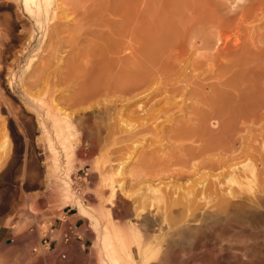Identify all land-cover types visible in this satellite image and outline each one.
Wrapping results in <instances>:
<instances>
[{"label": "rangeland", "instance_id": "374dc122", "mask_svg": "<svg viewBox=\"0 0 264 264\" xmlns=\"http://www.w3.org/2000/svg\"><path fill=\"white\" fill-rule=\"evenodd\" d=\"M48 7V16L37 17L23 0H0V260L94 264V223L80 209L105 218L102 180L119 164L113 177L123 190L111 215L120 230L136 229L127 239L135 261L133 238L146 243L153 231L140 219L153 212L149 186L193 189L201 181L214 191L232 162L252 157L256 177L239 181L245 195L264 187V0H50ZM148 80L155 82L149 91L136 89ZM158 87L160 95L146 100ZM44 108L72 121L89 108L101 147L75 123L80 139L70 150L49 147L39 130ZM127 122L141 133L126 134ZM68 226L73 234L64 243ZM250 231H183L175 248L218 264H264V239L249 241ZM229 238L255 256L211 254Z\"/></svg>", "mask_w": 264, "mask_h": 264}, {"label": "bare ground", "instance_id": "6f19581e", "mask_svg": "<svg viewBox=\"0 0 264 264\" xmlns=\"http://www.w3.org/2000/svg\"><path fill=\"white\" fill-rule=\"evenodd\" d=\"M23 1H24L25 9L27 10V12L29 14L36 15L37 17H39L40 15L42 16V14H44L45 17L48 16V14H49V10H48L49 7L48 6H49L50 0H23ZM49 17H50V15H49ZM52 17H50V18H52ZM216 39H218L217 42H220V44H224L225 40H226V38L222 39L221 37L216 38ZM192 76H194V75H192ZM150 80H148V81H150ZM157 82H156V84H157ZM151 84L153 85V84H155V82H153V80H152L150 82L144 83L142 86H138L137 88L134 86L133 87L136 89H142L143 88V90L145 89L144 91L146 92V89H147V91H149V89L151 88ZM157 89L159 90V87L156 88V91H154V90L152 91V89H151L152 92L147 94V96L145 97L146 100L149 99V101H151L150 98L154 97L157 94ZM163 89H165V87H163ZM160 91H158L159 94L156 96L160 95ZM118 97H119V95H118ZM218 97L219 96H217V98ZM139 98H141V97H139ZM154 98H152V99H154ZM122 99H123V96H122ZM168 100L171 101L172 99H168ZM207 100H209V98H207ZM227 101H228V99H227ZM120 102H122V101L120 100ZM220 102L225 103L226 101L220 100ZM170 103L172 104V102H170ZM216 103L219 105V102H216ZM174 104H176V102ZM218 105H216V106H218ZM121 106H122V104H121ZM169 106H170V104H169ZM174 106H176V105H173V107ZM220 106L223 107L224 104L223 105L220 104ZM141 107L143 108V106H141ZM89 108L88 109L85 108V111H84V109L83 110L81 109L82 113L79 112L78 116H76L73 113H70V114H73L77 117L74 119V121H72L71 118L69 119L68 116L57 114V113H54L53 111L45 110V108H44L45 111L43 113L45 115H42V117L39 116L41 118L39 120V130L41 131L44 142L49 147H52L54 144H56L62 150H70V148H72L73 144H74V141H73L74 137H76L78 140L80 139L79 136L74 134L72 131L73 123H75V125L77 124L81 130L87 131V133L89 134L88 139H90V142L94 146L99 147V145L102 143V139H103V138H101L99 128L101 130H102V128L100 127V124L97 123L98 121L97 122L96 121L91 122V120H90L91 114H89L86 111V110H90ZM167 110H168V108H167ZM167 110H166V112H168ZM169 110H170V108H169ZM150 111H152V110H150ZM61 112H62V109H61ZM65 113H67V112H65ZM147 113H149V112H147ZM67 114H69V113H67ZM73 115L72 116L70 115V116L73 117ZM97 115H100V114L96 113L92 116L95 117ZM117 115H116V117H117ZM150 117L151 116H149V118ZM167 120L169 121L170 119H166V122H167ZM119 122H121V121H119ZM119 122L117 121V122H115V124L116 123H117L116 125L122 124ZM143 122H141V123L143 124ZM123 123H125V122H123ZM46 124H50L51 127L48 129V127H46ZM213 124H214V122H213ZM122 125H124V124H122ZM203 125H205V124H203ZM107 126H109V125H107ZM127 126H128V122H127ZM127 126L126 125L124 126L126 128L125 130L122 128H120V129L125 131L126 134L134 131L133 127H129V126L127 127ZM144 126H146V125L144 124ZM121 127H123V126H121ZM155 127H157V124H155ZM150 128L152 129V126ZM149 129H148V131H149ZM109 130H110V127H109ZM112 130H114V129H112ZM159 130H157V131L159 132ZM161 130H162V128H161ZM140 131H142V130L139 129L138 133ZM154 131L155 130H153V132ZM162 132H164V131H162ZM138 133L131 134V136L136 135ZM154 134H155L154 136H157V137L159 135V134L156 135V133H154ZM105 135H106V133H105ZM157 137H155V138H157ZM158 138L159 139H157V142L159 143L160 141H158V140H160L161 138H160V136ZM135 144L137 145V143H135ZM100 147H101V145H100ZM160 147H161V145H160ZM162 147L164 149V146H162ZM201 149H200V151H201ZM263 150H264V147H263ZM198 151H196V153ZM205 151L206 150H204V152ZM179 152H181V151H179ZM202 152H203V150H202ZM202 152H199V153H202ZM188 154L186 153V155H188ZM203 154H199V155H203ZM179 155L182 156V153H180ZM243 158H244V156H243ZM249 158H252V157H248V159H246V157H245L244 161H241V162L237 161L238 163L232 162L231 165H229V166L227 165L228 171L225 172V174H223L224 175V179H223L224 182L222 184H220L221 182L218 183L219 189H218L216 184L212 185L214 188V191L213 190L211 191L210 189H208V186H207L208 184L205 185V183L201 182V181L196 183V186L193 189H189V187L187 189H184V188L181 189L180 188L181 185H180V187H178V186L172 185V184L170 186L165 185L164 188L163 187H161V188L157 187L156 188V187L149 186L147 188V191L151 194V197H147V198H149V200H150V210L149 211H153V212L150 213L149 215L147 214L146 216H144V218L141 217L140 219H142V224L144 226H146L147 229H149L151 231L153 230V231H152L151 238L147 239L148 241L146 243H144V241H141L139 239L140 237H137L138 235L133 238V239H135V242L138 243V246H137L138 247L137 248L138 261H135L132 258V256L130 255V252H129L130 246L128 247V242H127L128 241L127 239L130 238V236H133L134 234L137 233L136 229H134L133 227H130V228H128L127 231H124L122 228L120 230L119 226H121V225L115 221V219L113 218V214L111 215V212H112L111 210L114 206L113 201L117 198L118 194L123 190V188H122L123 183L116 182V180L113 177L114 175H117V174L119 175V172L121 171V168L119 167L121 164H119V166L114 169V171L111 175L107 176L106 178H104V180H102V183H103L102 185L104 186L103 189H106V195L105 196H109V199L108 200L106 199L108 207H107V212H106L105 218H103V216H102V211H100V213L95 211L97 218H94L93 215H91L84 207H81V209H80L81 216L84 219H86L87 221L94 223V224H91L92 230H93V236H94V244H93V248H92L94 253L92 255L93 257H92L91 262H93L94 264H218V263H216V260L211 261L210 259H207L204 257L201 258L200 256H198V254H192V253L189 254V252L186 253L185 251H177L175 248L176 247L175 244H176L177 238L179 237V234L183 231L184 232H191V234L193 233V231H195V234L196 233L200 234V233H205L206 231L213 232V231L218 230V231H220V233L226 231L227 234H229L228 236H232V234H231L232 230L237 229L239 226L243 227V225H244V226L249 227V230H251L250 232L252 233V235H253V233H256V235L254 234L253 235L254 237L252 236L249 239V241H252V239L253 240H257V239H261V238L264 239V223H263L264 222V187L260 186V189H258L257 192H256L257 188L256 189L254 188L255 193H253L251 195H248V194L245 195L244 192H246V191L243 189L244 183L242 184L241 181H239L240 179H249V177L255 178L257 175V167L255 166L257 163L255 162L256 164L255 163L253 164L252 161H254L253 160L254 158L252 159V161ZM186 159H188V158H186ZM106 160H108V159H106ZM258 160L259 159H257V161ZM210 165H211V163H210ZM221 167H222V165H221ZM223 170H224V168H223ZM221 172H223V171H221ZM65 175H67V173ZM216 175H214V176H216ZM176 176L177 177L180 176L179 173L174 174L172 177H176ZM218 176H219V174H218ZM217 178L219 179V177H217ZM70 182H71V188L69 185L70 184L69 181L65 180V184L68 185V186L65 185V187H67L68 189L69 188L72 189V180H70ZM242 182H244V181H242ZM255 185H257V184H255ZM252 186H253V184H252ZM190 187L192 188V186H190ZM251 191H253V190H251ZM73 194H75V193H73ZM76 196L80 197V195H78V194ZM124 205H126V210L129 212L127 214H132L131 209H130V205H128L127 203H124ZM136 216H138V218H139V214H136ZM220 233L218 234V236H220ZM149 234H150V232L148 233V235ZM234 245L235 244L232 243L231 239L229 238L227 241L219 242L216 245H214L213 249L211 250V254L221 255L222 253L225 252V253H230L233 256L239 255V257L241 259L243 258V260L248 259L249 256L247 253H251V257L255 256V253H256L255 250H253V249L251 250V248H249V247H246V248L241 247L240 249H236ZM260 251L263 252V254H264V247ZM177 252H179V253H177ZM0 264H5V261L0 260Z\"/></svg>", "mask_w": 264, "mask_h": 264}, {"label": "built area", "instance_id": "2783aa9c", "mask_svg": "<svg viewBox=\"0 0 264 264\" xmlns=\"http://www.w3.org/2000/svg\"><path fill=\"white\" fill-rule=\"evenodd\" d=\"M68 233L64 235L63 241L64 243H67L70 239V235L73 234V228L71 226H68Z\"/></svg>", "mask_w": 264, "mask_h": 264}]
</instances>
